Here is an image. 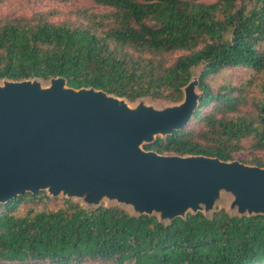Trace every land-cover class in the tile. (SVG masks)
<instances>
[{"label": "trees", "instance_id": "obj_1", "mask_svg": "<svg viewBox=\"0 0 264 264\" xmlns=\"http://www.w3.org/2000/svg\"><path fill=\"white\" fill-rule=\"evenodd\" d=\"M90 1L106 12L72 24L45 14L0 19V80L63 77L130 103H180L198 69L202 96L190 123L145 149L225 162L251 152L244 163L264 167V0ZM236 70L249 80L213 84ZM258 81L262 98L253 100ZM46 198L27 193L0 204V264H264V216L218 209L166 224L73 199L18 212Z\"/></svg>", "mask_w": 264, "mask_h": 264}, {"label": "water", "instance_id": "obj_2", "mask_svg": "<svg viewBox=\"0 0 264 264\" xmlns=\"http://www.w3.org/2000/svg\"><path fill=\"white\" fill-rule=\"evenodd\" d=\"M199 77L180 103H130L59 77L0 80V204L27 193L105 202L169 224L189 213L211 218L218 206L264 216V167L208 156L145 149L184 129L200 106Z\"/></svg>", "mask_w": 264, "mask_h": 264}, {"label": "rangeland", "instance_id": "obj_3", "mask_svg": "<svg viewBox=\"0 0 264 264\" xmlns=\"http://www.w3.org/2000/svg\"><path fill=\"white\" fill-rule=\"evenodd\" d=\"M106 8L96 5L93 1L90 0H70L65 2L51 1V0H9L6 3H0V19L6 18H16V17H33L34 15L45 14L47 17L56 24H65V23H79L83 21H88L91 16L94 14H102L106 12ZM195 74L199 75V70H194ZM241 76L243 81L249 80L248 72L243 70L228 71L215 78L213 84L217 86L218 84H223L225 82L234 81L235 84H238L239 78ZM46 85L49 84V81H44ZM259 82L255 87H251L254 92L253 100H260L262 98L260 88H258ZM150 104H153L157 107H160L163 104H173L164 101H153L149 98H145ZM138 102V101H137ZM136 102V103H137ZM264 157V153L258 154ZM251 152H243L236 155V159L244 163V161L251 158ZM48 196L47 192H45ZM67 198L57 197L43 199L41 201H35L33 203H28L23 205L18 211L20 214H24L31 210H55L65 205ZM76 203L77 201L73 199ZM107 206H118L116 204H109L108 202L104 203ZM103 204V205H104ZM218 209H226L228 212V206H218ZM128 210V209H126ZM216 210V211H217ZM130 211V210H128ZM131 212V211H130ZM132 213V212H131ZM233 215V214H231Z\"/></svg>", "mask_w": 264, "mask_h": 264}]
</instances>
